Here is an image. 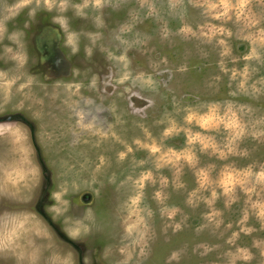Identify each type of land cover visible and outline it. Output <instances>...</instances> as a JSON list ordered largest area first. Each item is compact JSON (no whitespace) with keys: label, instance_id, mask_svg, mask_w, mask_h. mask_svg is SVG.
<instances>
[{"label":"rangeland","instance_id":"374dc122","mask_svg":"<svg viewBox=\"0 0 264 264\" xmlns=\"http://www.w3.org/2000/svg\"><path fill=\"white\" fill-rule=\"evenodd\" d=\"M0 264H264V0H0Z\"/></svg>","mask_w":264,"mask_h":264}]
</instances>
